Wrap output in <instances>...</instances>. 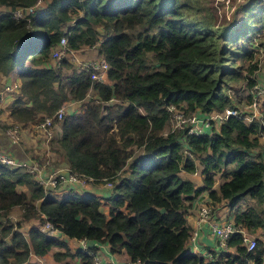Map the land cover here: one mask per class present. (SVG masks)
<instances>
[{
	"label": "trees",
	"instance_id": "16d2710c",
	"mask_svg": "<svg viewBox=\"0 0 264 264\" xmlns=\"http://www.w3.org/2000/svg\"><path fill=\"white\" fill-rule=\"evenodd\" d=\"M35 1L0 0V75L16 68L19 78V87L9 92L6 126L23 131L52 116L47 129L54 157L48 165L57 166V155L69 174L85 180L84 187L111 186L106 197L78 182L62 192L67 184L57 175L55 187H44L25 167L0 161V264H36L29 256L52 247L62 249L53 259L65 260L72 255L66 238L104 242L109 252L123 251L128 261L141 264H262L263 241L257 238L246 250L237 231L226 239L231 251L206 257L186 250L185 215L208 189L213 209L225 203L234 226L264 235V116L244 119L239 100L230 95L233 84L242 81L247 90L257 77L264 0L242 1L229 20H217L208 0H42L31 12L13 16L14 9ZM61 36L69 49L96 48L107 63L104 80L65 57L51 62ZM71 100L77 107L56 118ZM168 105L187 114L224 108L239 114H228L218 129L189 134L166 130ZM197 169L201 186L179 175ZM216 174L221 181L214 188ZM244 198L253 203L235 206ZM14 207L19 218L11 221ZM30 219L38 225L22 232L21 223ZM45 221L58 236L40 230ZM77 257L80 264L89 260Z\"/></svg>",
	"mask_w": 264,
	"mask_h": 264
},
{
	"label": "built area",
	"instance_id": "2783aa9c",
	"mask_svg": "<svg viewBox=\"0 0 264 264\" xmlns=\"http://www.w3.org/2000/svg\"><path fill=\"white\" fill-rule=\"evenodd\" d=\"M42 5V0H36L31 6H28L24 9L16 8L12 11L14 17H21L25 13H29L34 10L35 7H39ZM75 50L69 49L66 47V39L64 36H61L58 39V43L55 47L52 48L50 52V57L52 59H58L59 57H66L70 61L74 62L77 68L88 67L91 68L92 71L90 73V77L96 80H104V72L107 68V63L102 59L98 58L96 60H85L79 61L75 56H73V52ZM69 55V56H67ZM16 84H6L2 88H0V99H2L3 95L6 93L15 90ZM247 94L249 95V100L246 104H244L243 108V118L250 119L254 117L257 113V104L258 99L264 100V81L259 82L258 76L255 78L254 84L249 87L247 90ZM169 113V130H183L186 133H193L197 134L203 131V125H208V122L214 120L215 122H219L225 118L228 114H239L236 109H228L224 108L221 111H211L207 114H204V117L198 116L196 112L194 113H185L182 109L175 107L173 105H168L166 108ZM64 110L62 107L58 108L55 112V117L60 118L63 114ZM256 117V116H255ZM52 116H47L43 118L40 122H37L32 126V129L36 132L41 133V136L45 142H49L52 132L47 129V125L50 124ZM45 130V132L42 131ZM4 133L10 142H19L22 138L23 131L19 128L16 124H11L5 127ZM264 160V156L262 157ZM0 161L5 163L9 166H23L27 171H30L34 174V178L41 183L44 187H55L56 180L54 175H57L58 181L60 183L70 184L71 182H78L79 184H83L85 182L84 179L78 178L72 174L68 176H64L52 171H47L45 174L41 175L37 165L35 163H25L18 159L13 158L9 154H6L3 151H0ZM90 179V178H88ZM103 185L111 186V182H105ZM194 205L196 208V221L194 226L192 227L191 232H189L188 241L190 243V247L188 250L191 252L198 253L196 249V232L200 229L201 225L204 223H209L211 213L213 211L212 205L209 201L208 197V189L203 190L202 192L198 193L194 200ZM236 206V205H235ZM240 206V205H239ZM244 205H241V207ZM212 233L216 237L218 247L222 249L229 250L230 248H226V239L228 238L229 234L237 231L241 234V242L244 245L246 250H252L255 246V241L257 238L264 241V235H254L246 231L243 227L239 225L234 226L232 221V215L224 218L220 223L212 225ZM40 230L45 231L49 235H55L57 232L51 227L48 222H42L40 225ZM264 243V242H263ZM75 249L78 252L86 254L89 257V260L86 264H108L103 260L101 250L99 248L98 242L89 243L84 238L76 239V246ZM211 252H204V256L210 257ZM262 262H264V257ZM115 264V263H114ZM121 264H141L137 261H126L125 263Z\"/></svg>",
	"mask_w": 264,
	"mask_h": 264
},
{
	"label": "crops",
	"instance_id": "0c3cea01",
	"mask_svg": "<svg viewBox=\"0 0 264 264\" xmlns=\"http://www.w3.org/2000/svg\"><path fill=\"white\" fill-rule=\"evenodd\" d=\"M86 48L91 49L94 47H86ZM84 49L85 48L75 50V52L77 53V52L83 51ZM77 59L79 61L90 60L89 58H86V57L85 58L80 57V54L77 57ZM51 62H55V60L51 59ZM16 73H17L16 68H14L11 71H9L5 76L0 75V88H2L6 84L15 83L16 84L15 89H17L19 87V78H18ZM10 100H11V95H9V93L4 94L2 99H0V122L5 121L1 124L7 123L8 120H10V117L8 115V110H7V104H9ZM77 105H78L77 101L71 100V101L64 103L62 105V108H63L64 112H70V111L74 110L77 107ZM198 116L204 117V114H200V115L198 114ZM218 126H219V122H215L214 120H211L208 122V125H203L202 129L206 130L207 132H210V129H213V128L218 129ZM32 130L33 129H30V131H32ZM35 133H36V131H35ZM36 134L39 137V139L41 140V143L46 148L45 153H47L46 154L47 158L45 160L50 162L49 158L54 157V154L51 150H49L48 142H45L43 140L41 133L37 132ZM22 136H23V134H22ZM23 141H24V137L21 138V144H20V142H10L8 140V138L6 137V135L0 131V151H3L6 154H9L10 156H12L13 158L18 159L20 161H23L25 163H35L37 165V168H38L41 175H43L47 171H49L50 170L49 168L51 166H49L48 163H47V165H45L43 163V161H42V163H40L39 159H37V158H36L37 160L34 159V154L32 155L33 158H31V156L28 155L29 153H27L29 150L25 149L26 147H32L33 148V144H38V143H36V142H38V141H36V138H28L26 143H24ZM14 149H15L16 153L20 154L19 156L13 152ZM261 153H262V156H264V152L261 151ZM60 169H61V172L64 176L69 175L68 169H66L65 165L64 166L60 165ZM179 175L182 178L189 179L194 184L195 187L202 185V175L199 173L198 169L196 171L191 172V173H188L185 171H180ZM32 177L34 178L33 173H32ZM220 181H221V178H220L219 174H216L214 185H213L214 188H217V185ZM69 185L70 184L66 185L67 188L72 187ZM90 191H92V190H90ZM109 192H110V189H108L107 187L104 186V188H102L98 193L99 194L101 193L102 195H104L106 193V195H108ZM194 200L195 199H193V201H192L191 205L189 206V208L187 209L186 215H185L186 223L190 227V232H191L192 227L194 226L195 221H196V208L194 205L195 204ZM245 200L247 202L250 201V203H252L251 198H244L243 200H241L243 202V204H244ZM242 202H239L240 206L242 205ZM248 204H249V202H248ZM243 207L244 206H242L241 208H243ZM229 212H230V209L225 203L220 202V203L215 205V207L211 213L209 223L202 224L200 229L196 232V249H197L199 254H204V252H208V251L211 252V251H219L220 250V248L217 245L216 237L212 233V227L211 226L215 225L217 223H220L226 217L229 218V215H228ZM24 223L26 224V226H25L26 228L30 225H38L36 219H30L29 221H26ZM55 235L58 236V234H55ZM65 243H66V247H67L68 251L72 254L71 256H67L65 258V260L67 261V264H80L79 258L77 257L78 250L75 249L76 239L66 238ZM98 245H99V248L101 250L103 260L106 263H108V264H114V263L115 264H121V263H125L127 261V255L123 251H120L119 253H111V252H109L108 245L106 243L98 242ZM188 247H190L189 241H187V243H186V248H188ZM55 251H62V249L57 248V247H52L47 253H45L43 255L31 254L29 256V258H30V260L34 261L36 264H63L65 262L64 259H63L64 261L63 260L58 261V260L53 259L52 253Z\"/></svg>",
	"mask_w": 264,
	"mask_h": 264
},
{
	"label": "rangeland",
	"instance_id": "374dc122",
	"mask_svg": "<svg viewBox=\"0 0 264 264\" xmlns=\"http://www.w3.org/2000/svg\"><path fill=\"white\" fill-rule=\"evenodd\" d=\"M242 1H244V0H208V4H209V7H210L211 11L213 12V14H215L217 20H219V19H224V20L228 19L229 20V18L232 15V10L234 9V7L237 4L241 3ZM37 32H38V34L41 35V30L40 29H38ZM84 48L85 49L83 51H80V52H77V53L74 51L72 55L75 56V54H76L77 55L76 58H77L79 56V54H80V57H82V58L86 57V58H89L90 60H96V59L100 58L96 54V48L95 47L91 48V49H87L86 47H84ZM67 56H69V55H67ZM254 56L256 57V60H257V67L255 69V73L257 74L259 82L261 83V82L264 81V53L261 50H258V51L255 50ZM246 66H247V63H244L243 64V69H242V71H240V74H244L245 73L244 69H245ZM232 89L235 90V91H232V90L230 91L231 98L234 99V100L238 99L239 101H237L236 105L238 106L239 109L238 108L237 109L238 110H243V108H245L244 104L247 103V101L243 98V97H245V95H247V91L244 90L243 82L241 81L238 84H235V85L233 84L232 85ZM256 108H257V111H256L257 113H255L256 114L255 116L259 117L260 114H262V117H263L264 116V102H263V100H261V98L258 99V104H257ZM3 122H5V121L0 122V124L3 123ZM261 122L264 124V118H262ZM7 123H10V121L8 120ZM7 123H4V127L0 128L1 132L4 133V129H5L6 125H7ZM169 127H170V124L168 123V126L166 127V130ZM23 137H24V141H23L24 143L27 142L28 138H36V141H38L36 143H38V144H33V148L32 147H26L25 149L29 150L27 153H29L28 155L31 156V158H33L32 155L34 154V159L37 158L39 160H42L43 163L45 165H47V163H49V162L45 160L47 158L46 157L47 153H45L46 148L41 143V140L39 139L37 134L35 132H33V131H30L29 128H26V129H23L22 138ZM260 140L262 141L261 144L264 146V132L262 133ZM19 142L21 144V140ZM260 150L264 152V147H263V149H260ZM55 156H56V159H57V163H56L57 166L56 167H52V165L50 164V166H51L50 170L51 171L54 170L55 172H57L59 174H62L61 169H60V165L64 166L63 161H61L59 159V156H57V155H55ZM80 185L83 186L84 183L80 184ZM90 185H88L87 187L83 186V189L92 190V192H94V193H98L102 188H104V186L107 187L108 189H110L109 186H106V185L103 186L102 183L93 184L92 186H90ZM64 186H66V185H64ZM64 186L60 187V190L62 192L64 191V188H65ZM59 193H61V192H59ZM102 196L106 197V193L104 195H102ZM239 202H242V201L240 200ZM239 202H238V204L236 206H239ZM248 202H249V204H251L250 201H248ZM248 202L245 200V204L248 203ZM252 203H253V201H252ZM242 205H243V202H242ZM239 207H241V206H239ZM228 215L231 216L230 212H229ZM9 218L11 219V221L18 220V218H19V209L16 208V207L12 208L10 210V212H9ZM25 226H26L25 223H23V224L21 223L20 229L22 230V232H24ZM254 235L263 236L259 232H256V234H254ZM262 264H264V262H262Z\"/></svg>",
	"mask_w": 264,
	"mask_h": 264
},
{
	"label": "water",
	"instance_id": "95a60500",
	"mask_svg": "<svg viewBox=\"0 0 264 264\" xmlns=\"http://www.w3.org/2000/svg\"><path fill=\"white\" fill-rule=\"evenodd\" d=\"M23 40H20L19 42H18V44L16 45V48H19V47H21L22 45H23ZM186 250H187V248H185Z\"/></svg>",
	"mask_w": 264,
	"mask_h": 264
},
{
	"label": "clouds",
	"instance_id": "9594fccd",
	"mask_svg": "<svg viewBox=\"0 0 264 264\" xmlns=\"http://www.w3.org/2000/svg\"><path fill=\"white\" fill-rule=\"evenodd\" d=\"M187 250H188V248H187ZM78 253H80V252H78ZM81 254H83V253H81ZM86 255V254H85Z\"/></svg>",
	"mask_w": 264,
	"mask_h": 264
}]
</instances>
